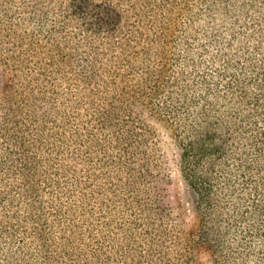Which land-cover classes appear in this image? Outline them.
I'll use <instances>...</instances> for the list:
<instances>
[{
    "label": "trees",
    "instance_id": "obj_1",
    "mask_svg": "<svg viewBox=\"0 0 264 264\" xmlns=\"http://www.w3.org/2000/svg\"><path fill=\"white\" fill-rule=\"evenodd\" d=\"M155 124L181 140L189 226L154 188ZM256 237L264 0H0V264L28 241L66 264H254Z\"/></svg>",
    "mask_w": 264,
    "mask_h": 264
},
{
    "label": "rangeland",
    "instance_id": "obj_2",
    "mask_svg": "<svg viewBox=\"0 0 264 264\" xmlns=\"http://www.w3.org/2000/svg\"><path fill=\"white\" fill-rule=\"evenodd\" d=\"M216 52L217 45L212 44L210 55ZM209 59L210 57L207 56L206 63L209 62ZM155 127L156 137L154 153L156 155L157 167L153 182L154 188L156 192H158L162 203L183 208V217L188 222L189 226L191 221L198 215V209L194 191L188 185L182 173L181 140L177 139L172 132L164 126L155 124ZM92 169L98 181L109 187V182L102 173V168L98 161L95 162ZM97 202L98 199L95 198L93 206L96 208V211L99 209ZM29 227H33V225L31 224ZM263 244L264 239L259 237L254 238L252 241L254 249L258 252V255L252 256L254 264H259L263 261L260 256V251L263 250ZM47 250L52 252V255L56 256L58 260H49L45 258V256H47L46 253H48ZM18 253L23 257V260L20 263L10 262L9 264H66L65 260L58 257L59 250L54 245L51 248H43L42 246L28 241L26 247L19 250Z\"/></svg>",
    "mask_w": 264,
    "mask_h": 264
}]
</instances>
